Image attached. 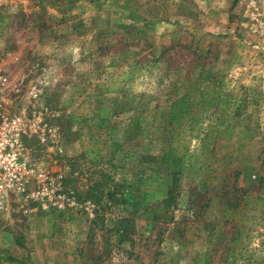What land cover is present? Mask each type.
<instances>
[{"label":"rangeland","instance_id":"1","mask_svg":"<svg viewBox=\"0 0 264 264\" xmlns=\"http://www.w3.org/2000/svg\"><path fill=\"white\" fill-rule=\"evenodd\" d=\"M0 48L40 172L0 264H264V0H0Z\"/></svg>","mask_w":264,"mask_h":264},{"label":"built area","instance_id":"2","mask_svg":"<svg viewBox=\"0 0 264 264\" xmlns=\"http://www.w3.org/2000/svg\"><path fill=\"white\" fill-rule=\"evenodd\" d=\"M1 56L0 48V217L5 214L11 198L19 200L24 190L37 184L40 176L38 165L31 162L29 151L24 146L25 137L32 134L37 136L39 120L34 115L33 108L30 115L23 111H6L1 94L9 90L10 82L1 65ZM19 80L22 78L16 79L18 84ZM39 92L33 85L28 95L35 102Z\"/></svg>","mask_w":264,"mask_h":264},{"label":"trees","instance_id":"3","mask_svg":"<svg viewBox=\"0 0 264 264\" xmlns=\"http://www.w3.org/2000/svg\"><path fill=\"white\" fill-rule=\"evenodd\" d=\"M210 86L212 87H218L219 86V82L218 81H213V80H207L205 82L204 85L201 86V89H207L209 88ZM194 95H186L185 96V109L183 110V112H181V115L180 117L178 118H173L172 120L169 121V127L167 129V132L169 134V137H170V141H177V139L180 137L178 136L179 132L181 131H184L186 126L183 127V125H185V121L189 120L193 115H194V112L195 114L196 113H200L202 110H205V108L207 107V105L210 104L209 100L208 101H205V102H200L199 106H200V109L197 110V104L198 102L197 101H194ZM216 99L215 96L212 97V101ZM206 103V104H204ZM194 106V109L192 110V108H190V106ZM201 110V111H200ZM175 146H173L172 144L169 146L167 152L168 153H173L175 152ZM201 175V174H199ZM203 189V187H202Z\"/></svg>","mask_w":264,"mask_h":264}]
</instances>
